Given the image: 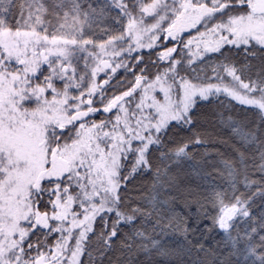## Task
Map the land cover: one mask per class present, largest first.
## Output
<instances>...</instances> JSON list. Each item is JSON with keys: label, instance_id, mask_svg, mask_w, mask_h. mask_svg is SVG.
Returning a JSON list of instances; mask_svg holds the SVG:
<instances>
[{"label": "snow or ice", "instance_id": "1", "mask_svg": "<svg viewBox=\"0 0 264 264\" xmlns=\"http://www.w3.org/2000/svg\"><path fill=\"white\" fill-rule=\"evenodd\" d=\"M104 18L113 24L101 27ZM85 24L107 38L97 39L94 29L86 35ZM193 28L188 59L166 48L153 62L164 66L151 79L146 68L137 74L124 63L123 53L152 49L161 36L177 41ZM212 53L215 75L201 80L203 67L193 65ZM131 58L142 63L141 56ZM120 68L135 80L108 97L105 85ZM105 69L106 79L98 81ZM212 100L244 106L243 118L239 110L226 119L218 113L239 146L214 169L224 186L203 200L189 198L171 169L193 161V173L201 174L208 149L200 159L188 149L207 145L211 133L197 130L175 147L165 138L173 125L193 131L198 101ZM98 112L112 115L89 119ZM145 172L152 173L151 195L133 204L123 190ZM180 195L196 205L195 214L172 211ZM204 220L210 223L201 227ZM197 231L204 238L223 235L209 248L189 239ZM54 233L59 237L49 245ZM169 234L183 242L161 243ZM116 242L129 253L124 264L140 253L185 264L193 249L192 264H264V0H104L95 6L90 0H0V264H84L85 255L97 264L94 252L103 264Z\"/></svg>", "mask_w": 264, "mask_h": 264}, {"label": "trees", "instance_id": "2", "mask_svg": "<svg viewBox=\"0 0 264 264\" xmlns=\"http://www.w3.org/2000/svg\"><path fill=\"white\" fill-rule=\"evenodd\" d=\"M91 3L95 6L96 4H102L104 0H90ZM145 2H151V0H145ZM83 7H87V3L83 4ZM149 21L152 20L151 17H147ZM125 20V24H126ZM110 24H113V21L110 18H104L102 21H100V26L105 27ZM167 24V22L165 23ZM85 33L88 36L93 35V29L95 31V35L97 39H106L107 37H103L100 33L99 27L96 25H93V29H89L88 25L85 24ZM119 27V26H117ZM197 28L202 30L203 27L201 25H197ZM194 30L189 29L186 32L181 33L183 37V44L181 42V45L177 49V52L173 55L177 58H180L181 55H183L184 60L186 61L188 59V51L184 50V45L187 43L189 39L193 37ZM145 43L148 42V37L144 39ZM163 36L156 42V46L152 49L144 48L140 49L136 52L131 53V56H129L128 53H123L122 57L124 59V63L131 65L135 72L137 74L140 73L141 68H146V75L151 79L154 77L158 69L163 68V62L154 64V61L158 60V53L161 51L166 50V48L170 47L169 44H167V47L163 46ZM127 47V45H125ZM202 47V46H201ZM191 48L193 52L196 51V43L194 42L191 45ZM135 56H141L142 57V63L139 65L136 64V61L133 60L131 57ZM217 54H207L205 59L203 61L197 59L196 64L193 65V67H197L198 71L200 67H203L204 71L200 72V78L201 80H204L205 77H212L215 74L211 70V65H215L217 63ZM106 59L110 61H116L121 59V57H106ZM46 67V66H45ZM79 69L83 70V61H79ZM105 72H110V69H105V71L98 73V81H103L106 79ZM184 74V73H182ZM189 75H196V73H192L189 71ZM221 75H224V79L230 80L229 77H227L223 72L220 73ZM135 76L133 75L132 71H125L124 68H120L115 73L111 85H105V89L107 90V96L111 97L114 94H120L122 91L126 90L128 87H130V83L134 82ZM212 82H215L214 80ZM58 85L60 82H57ZM123 85V87H120V85ZM62 86V85H61ZM72 91H75L73 89ZM95 99L99 100V95L95 97ZM220 100H225L226 98L221 96L219 98ZM98 107H102L101 105H97ZM239 110V118H243L244 115V106H241L237 104L235 101H231V106L229 108H225L223 105L219 103L217 100L212 101H198L197 107L194 109V116L196 119V122L193 126V131H188L187 129H180L176 126H170L168 136L165 138L166 143L169 147H175L177 144L182 143L184 140L187 139V137L192 136L195 134V132L198 130L201 133H211L210 136H208L209 143L205 146L200 145H191L188 149L190 152H194V155L197 159H200L204 148L206 147L208 149V155L203 157V160L201 161V164L199 165V168L202 170L201 174L197 175L194 174L192 171V168L190 165L193 164V161H185L182 165L176 166L174 165L171 169L173 173L177 175L179 187L182 190H186L190 193V197H199L201 200H203L204 197L210 196L211 191L213 187H222L224 186V181L222 180L221 176L214 171V169L222 168L221 159L226 158H232L236 156L235 148L239 145L237 144V141L234 137H232L231 132L228 128L223 127L220 123V118L218 117V113H223L224 118L226 119L229 114L233 115L234 117L238 116ZM115 111V110H114ZM247 119L249 121H254L255 116L253 113L255 112L254 109L248 108L247 110ZM111 113H103L98 112L93 117H90L89 119H94L95 121L99 122L102 117L111 116ZM196 149H199V151H196ZM203 173H211V175L205 176ZM151 184H152V173L151 172H145L142 174H137L135 178L130 180L128 182V188L126 190L127 194L132 197V203H139L140 197L151 195ZM78 191V189H77ZM175 195V193H173ZM259 201H257V204ZM74 208L77 210L79 209L78 202L73 205ZM168 207V206H166ZM170 207L172 211L179 216H188L189 213L195 214L196 213V205L193 203L190 206L186 205L185 203V197L183 195H180L178 199H175L171 201ZM253 210L258 211L257 205H253ZM209 211H212L209 209ZM55 223V222H53ZM210 221L204 220L202 222L201 227L203 224H209ZM193 225V220L189 219V227ZM101 228V225L99 221H97L96 229L97 232H99ZM126 230V229H125ZM223 234L219 232H212L207 234V238H204L201 236V233L197 231L195 234L190 235L189 239L196 240L201 239L202 242L206 247H213L216 241H219L221 239V236ZM59 237V233H54L52 236L48 238L49 245H52L55 243V238ZM157 239H160L159 236L156 237ZM33 240L36 239V237L32 238ZM41 239H43L41 237ZM258 239V237H257ZM180 241L183 242V237L180 236H173L171 234L164 236L163 240H161V243L168 242L173 248L176 247V244L174 241ZM95 247V244H93V248ZM186 247H190L187 246ZM34 251V250H33ZM129 253L122 250L120 248V245L118 242L114 243L113 250L108 252L104 258L103 264H124V262L128 259ZM196 257V252L193 249L191 258L187 255H184L183 260L185 264H192L193 260ZM93 258L97 260V264H99V257L96 256L95 252L93 254ZM82 260L84 261V264H90L89 257L87 255L82 257ZM133 264H177V261L174 257H160L156 256L155 254L148 258L143 253H140L138 255L132 256Z\"/></svg>", "mask_w": 264, "mask_h": 264}, {"label": "flooded vegetation", "instance_id": "3", "mask_svg": "<svg viewBox=\"0 0 264 264\" xmlns=\"http://www.w3.org/2000/svg\"><path fill=\"white\" fill-rule=\"evenodd\" d=\"M203 27V26H202ZM193 38V37H192ZM183 40L182 35L180 34L177 41H173L171 39H168L167 41H163V46L165 45L167 47V44H169L170 47H176L177 49L181 45V42ZM169 48V47H168Z\"/></svg>", "mask_w": 264, "mask_h": 264}, {"label": "rangeland", "instance_id": "4", "mask_svg": "<svg viewBox=\"0 0 264 264\" xmlns=\"http://www.w3.org/2000/svg\"><path fill=\"white\" fill-rule=\"evenodd\" d=\"M165 26H167V24H165ZM204 29V28H203ZM192 30H194L195 32H194V34H193V37H196L197 36V29L196 28H193ZM200 31H204V30H202V28L200 29ZM186 32V31H185ZM148 36L146 35V36H144V39H146ZM183 42L184 41H182V44H183ZM184 47V50L185 51H188V49L185 47V45L183 46ZM150 79V78H149ZM139 94H140V92H139V90H138V92L135 94L136 95V102H138V100H139ZM158 96L160 95L159 93H156ZM162 98V97H161ZM132 107H134V104L133 105H131ZM82 218V217H81Z\"/></svg>", "mask_w": 264, "mask_h": 264}]
</instances>
